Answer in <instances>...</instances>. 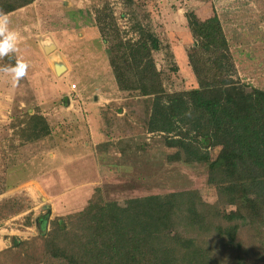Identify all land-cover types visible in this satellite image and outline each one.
Instances as JSON below:
<instances>
[{"label":"rangeland","instance_id":"obj_1","mask_svg":"<svg viewBox=\"0 0 264 264\" xmlns=\"http://www.w3.org/2000/svg\"><path fill=\"white\" fill-rule=\"evenodd\" d=\"M101 11L104 15H112L124 41H137L141 34L151 35L157 41L152 55L167 93L198 87L189 62V55L195 49L186 19L191 13L202 21L215 16L219 18L229 39L237 74L247 85L248 95L253 94L254 87L264 84V67L260 69L262 75L259 71L244 73L251 70L247 66L253 59L264 63V0H36L31 6L8 15L9 29L11 25H18L14 30L18 36V52L0 57V67H10L20 57L27 63L28 71L38 73L34 80L38 90L33 92L27 83L14 94L6 117H0V195L11 189L8 186L21 185L29 177L56 174L61 178L62 156L53 158L49 154L58 146L61 148L74 141L77 134L83 137L79 141H88L96 149L94 157L99 162L95 184L90 182L85 188H55V193L62 191L63 199L50 201L48 197L40 196L33 200L24 189H14L0 196V203L18 199L25 207L24 212L32 210L16 221L25 226L29 221L27 217L30 216L33 225V217H43L47 214L46 207L53 204L54 212L44 228L46 234L53 219L81 212L98 189L105 200L121 205L133 198L192 191L207 204L218 203L217 190L208 182V164L185 163L177 149L166 146L165 135L147 131L148 97L119 90L110 64L103 61V56L109 53L110 43L102 41L100 26L96 23ZM41 31L43 36H38V41L46 40L59 46L57 51L68 56L79 82L74 78L56 77L54 72L44 68L45 59L35 55L30 37L36 33L41 35ZM106 37L111 41L108 32ZM92 53L102 58L94 59ZM33 59L37 62L33 63ZM72 84L77 85V92L67 95ZM85 98L101 100L103 104L97 124L102 135L93 137L94 140L90 135L80 133H85L89 126L84 117L88 112L80 111L76 104ZM24 101L26 106L21 105ZM70 102L73 107L68 105ZM29 108L48 120L51 136L35 142L25 140L21 132L24 126L20 122ZM206 151L215 160L220 148H206ZM219 209L229 212L235 207L219 206ZM37 235L41 234L34 229L32 235L23 240ZM185 235L197 236L200 242L207 243L205 248L211 251V258L221 264H236L240 257H246L244 252L249 253L253 263L258 260L255 264H264V228H241L237 236L240 248L214 231ZM8 257L0 256V264H16ZM245 261L241 260L243 264H249V259Z\"/></svg>","mask_w":264,"mask_h":264},{"label":"trees","instance_id":"obj_2","mask_svg":"<svg viewBox=\"0 0 264 264\" xmlns=\"http://www.w3.org/2000/svg\"><path fill=\"white\" fill-rule=\"evenodd\" d=\"M35 1L0 0V14ZM186 18L195 40L189 62L198 87L175 93L163 88L152 55L157 41L151 35L124 41L112 15L103 11L97 23L103 41L110 43L109 64L119 90L148 97L147 131L165 135L166 146L177 149L185 163L208 164L218 203L207 204L192 191L133 198L121 205L105 200L98 189L81 212L53 219L46 235L14 239L0 256L9 255L16 264H221L211 258L207 243L185 234L214 231L240 248L241 228H264V90L254 88L248 95L218 17L201 21L191 13ZM20 125L27 142L52 134L40 113L26 112ZM206 148H220L215 160ZM24 211L20 200H4L0 222ZM27 219L26 225H32ZM244 253L236 264L246 259L257 263Z\"/></svg>","mask_w":264,"mask_h":264},{"label":"crops","instance_id":"obj_3","mask_svg":"<svg viewBox=\"0 0 264 264\" xmlns=\"http://www.w3.org/2000/svg\"><path fill=\"white\" fill-rule=\"evenodd\" d=\"M31 5H29V6H31ZM19 10H21V9H19ZM19 10H17V11H19ZM17 11L12 12V13L7 14V15H9V16L14 15ZM96 23H97V20H96ZM11 26L13 29L11 28L10 30H15V28L18 25L15 24V25H11ZM33 26L37 27V25H35V24H33ZM38 36H43V32L41 33V35H38L36 33V35H34V36L32 35L30 37H31L33 44L35 46V50H34V51H36L35 55L38 56L39 58L45 59L44 60V68L48 72H52V73L54 72L56 77H61L62 79L69 77V80L74 78L77 82H79L78 77H76L77 73L75 72L72 63H70L68 58H67L68 56L58 52L57 47H59V46L52 44L49 41L43 40V41L39 42ZM24 37H26V36H24ZM227 40L229 43L228 37H227ZM229 46H230V43H229ZM38 50H40L42 53H39ZM104 53H103V55H104ZM91 56L94 57V59H98V60H100L102 58V56L97 55L95 53H92ZM14 59H15V57H14ZM104 59L107 60L106 63L108 65L109 53H107V56H105V57L103 56V61H104ZM253 61L249 62L248 66H247L251 70L249 71L247 69V70H245L244 73L248 72V74H249L251 72L254 74V72L259 71L260 72L259 75H262L263 73L260 71V69L264 67V63L262 62V60L257 61L256 58L253 59ZM14 62H16V59ZM35 62H37V61L33 59V63H35ZM29 63L31 64L32 61ZM14 64L15 63H13V65ZM252 64L254 65L253 68H251ZM13 65H11V66H13ZM239 68H240V66H239ZM243 68H245V67H243ZM29 69H31V66H29ZM261 70H263V69H261ZM37 74H38L37 72L34 73V72L26 70L25 76L21 77L19 79V81L17 82L16 86L13 87L11 76L9 74L4 73V72H0V117H6L7 113H9V109H10V106L12 105V101L14 100V96H15L14 94L19 92V90L24 89L25 86H27V83L31 86V89H33V92H36L38 90V89H36L37 85H35L36 82L34 81L37 77ZM68 87H69V85L66 86L67 89H68ZM254 88L264 90V84H262V86H260L259 88L258 87L257 88L254 87ZM67 95H69V92L67 93ZM81 101L82 102H78L76 104V107L77 108L79 107L80 111L88 112L84 117L86 118V121L89 124V126L86 129L85 133L84 132H80V133L83 135H87V136L90 135L92 139H93V137L95 138L98 135H102L100 133V131L97 129V124H99L100 119H101V118H99V115H98L99 113H101L100 106H103V104H101L102 103L101 100L100 101L99 100H90V99L85 98V99H82ZM70 104H71V102L68 103L69 106H70ZM21 105L26 106L25 101L22 102ZM71 106L73 107V103L71 104ZM27 112L29 114L34 113V111L31 108H29L27 110ZM76 136H77V138H75L74 141L67 142L68 143V145L66 144L67 146L64 145L61 148H60V146H58L59 148H56L54 151H52L51 154H49V155H52L53 158H55L57 155L62 156V158H61L62 159L61 178L59 177V175L57 176L56 174L45 175L42 178L29 177L28 180L24 181L21 185L8 186L9 188H11L8 191L10 192L14 189L15 190L24 189V190L28 191V195L31 196V199H33V200H34V197L46 196L49 198L50 201H54V200L63 199L61 190L59 193L54 192L56 190L55 188H57V187H60V188L84 187L85 188L87 186V184H89L90 182H92V184H95L96 183L95 178H97L96 172H97L98 167H99L98 166L99 162H98L97 158L94 157L95 153H97V151H96V149H93L91 147L90 142L79 141L80 139L83 138L82 135H81V137L78 136V134ZM71 147H73V149H75V150L71 149ZM75 147H77V148H75ZM8 191H6V192H8ZM78 191H80V190H78ZM6 192H4V193L6 194ZM3 194H1L0 196H3ZM72 195H74V191L72 192ZM67 196L69 197V192H68ZM4 197H6V196H4ZM54 209H55V207L53 206V204L52 205L50 204V206H49L50 215L52 212H54ZM30 211H32V210H28V211L23 212L21 214L15 215L12 218H10L8 221H5L2 224H0V254H2L3 252H5L6 250H8L12 247L14 239H21V240L28 239V236L32 235V232H34V229H35V231H37V232L39 231V233H40V231L45 228L46 223L41 224L43 217L38 216V215L37 216L35 215L33 217V225L25 226V225L18 224L16 222V221H20V219L24 218L28 213H30ZM22 228H24V229H22Z\"/></svg>","mask_w":264,"mask_h":264},{"label":"clouds","instance_id":"obj_4","mask_svg":"<svg viewBox=\"0 0 264 264\" xmlns=\"http://www.w3.org/2000/svg\"><path fill=\"white\" fill-rule=\"evenodd\" d=\"M11 23L8 15L0 14V57L7 55L9 52H18L17 47V33L14 30L9 29ZM27 63L20 57H17L13 66L0 67V72L9 74L12 79L13 87L21 77H24L27 70Z\"/></svg>","mask_w":264,"mask_h":264},{"label":"water","instance_id":"obj_5","mask_svg":"<svg viewBox=\"0 0 264 264\" xmlns=\"http://www.w3.org/2000/svg\"><path fill=\"white\" fill-rule=\"evenodd\" d=\"M46 209H47V214H45V215L43 216V219H42V221H41V224H42V223H47V222L49 221V219H50V210H49V207L47 206ZM40 234H41V235H45V234H46V230H45V229H42V230L40 231Z\"/></svg>","mask_w":264,"mask_h":264},{"label":"built area","instance_id":"obj_6","mask_svg":"<svg viewBox=\"0 0 264 264\" xmlns=\"http://www.w3.org/2000/svg\"><path fill=\"white\" fill-rule=\"evenodd\" d=\"M76 89H77L76 84H72V85H71V91H70L69 94H71V95H72L73 93L75 94V93L77 92ZM69 97H70V96H69Z\"/></svg>","mask_w":264,"mask_h":264}]
</instances>
